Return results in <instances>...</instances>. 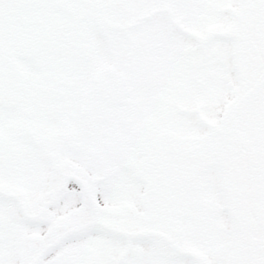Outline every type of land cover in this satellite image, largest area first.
Returning a JSON list of instances; mask_svg holds the SVG:
<instances>
[{"label":"snow or ice","instance_id":"6c2138e0","mask_svg":"<svg viewBox=\"0 0 264 264\" xmlns=\"http://www.w3.org/2000/svg\"><path fill=\"white\" fill-rule=\"evenodd\" d=\"M0 264H264V0H0Z\"/></svg>","mask_w":264,"mask_h":264}]
</instances>
